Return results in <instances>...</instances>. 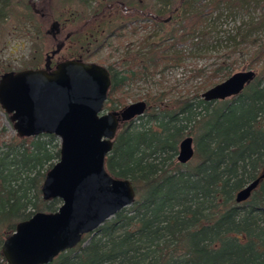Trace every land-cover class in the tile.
<instances>
[{
    "label": "trees",
    "instance_id": "trees-1",
    "mask_svg": "<svg viewBox=\"0 0 264 264\" xmlns=\"http://www.w3.org/2000/svg\"><path fill=\"white\" fill-rule=\"evenodd\" d=\"M18 1L0 0V28L16 16L12 9ZM24 1L37 11L36 0ZM79 1L93 9L74 34L77 53H83L75 57L84 61L94 54L89 52L122 35L126 25L115 26L117 20L144 15L142 20L154 28L169 24L164 33L144 41L146 52L125 53L124 66L105 63L111 85L104 107L110 103L111 111L127 105V86L153 76L161 63L182 64L184 53H171L173 48L188 44L190 53L219 47L231 51L189 97L167 100L160 93L145 100L139 123L119 124L105 167L114 177L131 181L134 202L48 264H264V178L247 200L235 201L240 189L264 173V0H164L170 9L165 17L159 0ZM225 19L234 28L223 39L214 38ZM105 27L110 30L106 35ZM251 44L248 68H258L255 78L230 99H202L200 91L234 72L233 53ZM194 73L201 76L205 70ZM187 129L194 156L180 163L178 146ZM1 132L0 264H7L1 244L16 224L61 205L60 199L44 200L41 194L60 144L53 134L21 138L7 134L5 127Z\"/></svg>",
    "mask_w": 264,
    "mask_h": 264
},
{
    "label": "water",
    "instance_id": "water-1",
    "mask_svg": "<svg viewBox=\"0 0 264 264\" xmlns=\"http://www.w3.org/2000/svg\"><path fill=\"white\" fill-rule=\"evenodd\" d=\"M58 22L51 25L59 32ZM62 44L46 56L42 68L7 71L0 76V108L15 133L23 137L53 134L59 139V159L46 172L41 185L44 200L60 199L54 212L39 211L16 224L1 244L7 264H48L58 254L75 248L83 236L93 233L136 197L129 179L111 175L105 160L121 122L145 112L144 101L119 111L104 112L111 85L107 67L80 59L60 61L49 70V61ZM256 76L252 69L237 71L207 88L205 101L239 95ZM194 156L191 136L178 146L177 161ZM264 173L240 189L237 203L249 198Z\"/></svg>",
    "mask_w": 264,
    "mask_h": 264
},
{
    "label": "rangeland",
    "instance_id": "rangeland-1",
    "mask_svg": "<svg viewBox=\"0 0 264 264\" xmlns=\"http://www.w3.org/2000/svg\"><path fill=\"white\" fill-rule=\"evenodd\" d=\"M163 1L159 0V5L164 10L161 17L170 13V9L164 5ZM18 2L17 9H12L16 16L12 15L7 18L0 28V76L6 71L43 67L46 62V55L54 50L58 44H62V48L50 58V64L53 66L62 60L76 58V55L78 57L83 54L77 53L79 51V38H76L74 34L80 30L83 23H87L89 17L93 16L91 6H87L86 2L82 3L79 0H36L37 11L33 12L24 5V0V3H21L20 0ZM146 2L148 3V0H145ZM143 17L145 16H138L136 21L127 20L126 17L120 21L117 20L115 26L118 27L121 23L126 25L122 35L111 37L108 44L103 46L99 53L91 54L86 61L101 65L116 62L118 67H122L126 63L122 60L125 53L146 52L148 47H145L144 41L148 37L164 33V29L169 28V24L165 23V26L154 28L150 25L149 20L146 18L142 20ZM54 21L59 24V32L51 31L50 27ZM144 23L145 25L141 27ZM234 25L232 20L225 19L217 26L219 33H213L214 38L223 39L234 28ZM15 26L20 31L14 32ZM131 26L136 27L135 32L131 31ZM109 32V28L105 27L104 35ZM72 35L74 36L72 37ZM251 49L252 44L243 45L233 53L232 58L237 61L234 72L249 70ZM230 51L228 47H219L205 53L195 51L190 53L188 44L173 48L171 53H184V57L181 59L182 64L170 66L161 63L153 76L131 83L123 91L126 92L127 104L139 100L145 101L160 93H165L167 100L176 99L179 96L189 97L195 92L198 85L205 83V79L214 68V63L221 61ZM198 68H203L205 73L201 76H195L194 70ZM252 70L257 72L258 68ZM221 81H223L222 77L218 76L216 82ZM205 90L200 91V93L202 94ZM109 105L110 103L104 107V112L111 111ZM6 115L0 108V137L3 135L2 127L6 128L9 135L15 133L12 123ZM139 121L136 117L132 119L131 124L136 125ZM184 136H191L188 129Z\"/></svg>",
    "mask_w": 264,
    "mask_h": 264
},
{
    "label": "flooded vegetation",
    "instance_id": "flooded-vegetation-1",
    "mask_svg": "<svg viewBox=\"0 0 264 264\" xmlns=\"http://www.w3.org/2000/svg\"><path fill=\"white\" fill-rule=\"evenodd\" d=\"M58 28H59V27H58ZM16 31H20V29H19L17 26L14 27V32H16ZM47 32H48V31H47ZM48 33H49V32H48ZM61 48H62V47H61ZM99 52H100V51L96 50V51H92V52H89V53H99ZM49 54H50V53H49ZM49 54H48V55H49ZM48 55H46V56H48ZM76 59H77V58H76ZM56 64H57V63H56ZM56 64H55V65H56ZM55 65H54V66L51 65V64H50V61H49V70H50V69H53V68L55 67ZM43 67H44V66H43ZM36 68H42V67H38V66H37V67H33V69H36ZM24 69H27V68H24ZM21 70H22V69H21ZM17 71H19V70H17ZM139 101H143V100H139ZM144 102H145V101H144ZM145 104H146V103H145ZM115 111H119V110H115ZM121 123H123V122H121Z\"/></svg>",
    "mask_w": 264,
    "mask_h": 264
}]
</instances>
